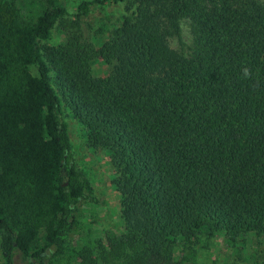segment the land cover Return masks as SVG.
<instances>
[{
  "label": "trees",
  "instance_id": "trees-1",
  "mask_svg": "<svg viewBox=\"0 0 264 264\" xmlns=\"http://www.w3.org/2000/svg\"><path fill=\"white\" fill-rule=\"evenodd\" d=\"M23 1L0 0L1 264H195L203 241L264 264V0H81L77 19L124 4L98 48L77 34L43 46L66 5L33 0L34 17ZM183 21L187 52L168 41ZM64 108L109 155L116 236L80 237L98 200Z\"/></svg>",
  "mask_w": 264,
  "mask_h": 264
},
{
  "label": "rangeland",
  "instance_id": "rangeland-1",
  "mask_svg": "<svg viewBox=\"0 0 264 264\" xmlns=\"http://www.w3.org/2000/svg\"><path fill=\"white\" fill-rule=\"evenodd\" d=\"M33 0H24L22 13L28 16H36L38 5L31 4ZM67 8V15L57 23L52 32L51 39L42 43L43 46L56 47L72 34L80 35L82 40L89 42L97 48L105 41L107 34L121 23L124 14L123 3L106 4L92 7L89 14L77 19L74 17L76 6L81 0H62ZM102 31V32H101ZM171 48L187 52L192 43V33L187 21L181 23L180 37H169ZM33 70V68H32ZM94 77L103 78L109 73V67L104 61H97L91 67ZM62 119L67 125L73 156L86 177L90 180L94 195L98 202L84 203L83 218L81 219L85 229L82 231L83 239H101L105 236H116L123 231V222L120 218V203L118 193L113 188V168L107 151L91 150L85 142L83 129L77 122L71 119L69 111L64 108ZM89 235H86V234ZM87 236V237H86ZM77 240V237L74 238ZM253 238L248 240L250 251ZM203 249L198 250L195 264H227L229 252L220 242L218 245L203 241ZM210 246V249L207 247ZM208 249V250H207ZM15 264H28L19 256L14 257ZM1 264V260H0Z\"/></svg>",
  "mask_w": 264,
  "mask_h": 264
},
{
  "label": "clouds",
  "instance_id": "clouds-1",
  "mask_svg": "<svg viewBox=\"0 0 264 264\" xmlns=\"http://www.w3.org/2000/svg\"><path fill=\"white\" fill-rule=\"evenodd\" d=\"M243 75H244L245 78L248 77V75H249L248 69L245 68V69L243 70Z\"/></svg>",
  "mask_w": 264,
  "mask_h": 264
}]
</instances>
